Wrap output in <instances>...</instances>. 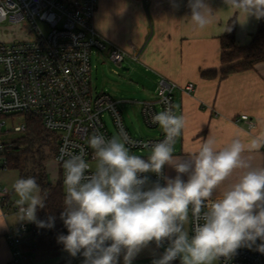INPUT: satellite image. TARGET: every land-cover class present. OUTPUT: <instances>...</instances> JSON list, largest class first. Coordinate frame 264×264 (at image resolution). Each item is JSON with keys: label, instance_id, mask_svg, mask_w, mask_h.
Instances as JSON below:
<instances>
[{"label": "clouds", "instance_id": "obj_1", "mask_svg": "<svg viewBox=\"0 0 264 264\" xmlns=\"http://www.w3.org/2000/svg\"><path fill=\"white\" fill-rule=\"evenodd\" d=\"M179 8L177 0H171ZM232 15L264 18V0H224ZM185 20L193 32L216 22L207 0H188ZM164 138L145 144L148 154H134L123 130L110 138H87L94 165L82 154L62 160L64 198L60 219L67 235L57 243L81 264H133L155 245L151 264H225L248 248L264 254V163L254 153L264 148V132L233 136L222 147L209 136L197 149L175 154L186 120L173 107L154 113ZM255 131V129H253ZM165 168L175 172L165 174ZM149 174L155 175L153 181ZM163 181V183H161ZM14 222L51 229L55 216L39 219L47 207L48 191L33 176L12 184ZM190 214L194 227L189 231ZM9 218L0 212V228ZM163 249L162 252L157 250Z\"/></svg>", "mask_w": 264, "mask_h": 264}, {"label": "built area", "instance_id": "obj_2", "mask_svg": "<svg viewBox=\"0 0 264 264\" xmlns=\"http://www.w3.org/2000/svg\"><path fill=\"white\" fill-rule=\"evenodd\" d=\"M98 1L0 0V23L21 28L26 36L22 40L0 42V175L9 167L13 136L21 137L28 131L27 119L40 121L54 135L55 161L62 182V160L70 155L82 154L94 165L87 138L93 133L107 138L112 136L104 121L107 114L117 132L123 130L133 141L129 147L134 154L146 156L149 149L144 145L164 138L151 117L169 106L175 112L177 85L161 79L156 91L157 101L141 103L147 128L160 130V135L153 138L132 136L125 126L119 103L108 94L92 92L91 55L94 50L108 53L109 60L120 66L129 57L98 34L94 24ZM183 90L193 94L195 85L188 84ZM235 122L246 123L251 131L257 127L248 115L240 116ZM149 175L153 181L157 179ZM0 207L5 215L15 216L13 194L1 182ZM193 227L190 214V231ZM39 236L34 223L12 225L6 233L11 252L8 264H32V252L38 246ZM218 264H225L223 258ZM227 264H264V254L241 248Z\"/></svg>", "mask_w": 264, "mask_h": 264}, {"label": "crops", "instance_id": "obj_3", "mask_svg": "<svg viewBox=\"0 0 264 264\" xmlns=\"http://www.w3.org/2000/svg\"><path fill=\"white\" fill-rule=\"evenodd\" d=\"M177 2L179 8L174 7L171 0L98 1L95 28L106 43L129 55L121 67L135 76L136 89L144 99L137 102L140 111L141 103L157 101L156 91L161 79L177 85L175 114L183 115L186 124L174 146L176 155L194 151L209 136L216 140L217 147H222L235 135L250 139L244 134L264 132V63L226 78L220 74L221 38L226 34L228 23L236 19L235 41L241 47L252 41L260 19L252 15L246 18L232 15L231 11L224 10V0H207L216 12V22L202 32H193L183 20L190 12L188 0ZM103 53L106 52H100L102 57ZM208 71H216L218 75L214 79H205L202 73ZM188 84L195 85L193 94L183 90ZM243 115L256 122L255 131H251L246 123L235 122ZM156 131V136L160 135V130ZM253 155L256 162L264 163V148ZM166 175L174 176L175 172L166 168ZM0 212L4 213L1 207ZM8 218L7 227L0 228V264H8L11 258L6 233L16 222L15 216ZM187 228L190 231V223ZM154 249L151 245L142 251L133 264H151ZM34 254L32 264H81L82 261V257L72 258L66 251L55 254L35 252L32 256ZM173 264H179V261Z\"/></svg>", "mask_w": 264, "mask_h": 264}, {"label": "trees", "instance_id": "obj_4", "mask_svg": "<svg viewBox=\"0 0 264 264\" xmlns=\"http://www.w3.org/2000/svg\"><path fill=\"white\" fill-rule=\"evenodd\" d=\"M237 22L232 19L227 26L226 34L221 38V77L253 70L259 63H264V18H260L257 32L246 46H237L235 41ZM216 71L203 72L205 79H214ZM28 131L24 136L14 140L11 153L8 155V170L18 172L19 178L33 176L42 189L49 195L47 207L39 210V219L46 220L49 215L55 216L54 228H38V246L33 253L55 254L63 252V245L57 243L59 234L67 235V229L60 219L63 210L64 185L61 181L53 184L47 172V162L52 155L56 156L57 144L54 135L45 129L40 121L27 119ZM52 142L54 144H52Z\"/></svg>", "mask_w": 264, "mask_h": 264}, {"label": "rangeland", "instance_id": "obj_5", "mask_svg": "<svg viewBox=\"0 0 264 264\" xmlns=\"http://www.w3.org/2000/svg\"><path fill=\"white\" fill-rule=\"evenodd\" d=\"M21 30V28L12 27L8 23H0V42H11L24 39L26 36ZM102 55L103 57L100 55V51L97 50H94L91 55L92 92L96 94H108L119 103L125 126L132 136L136 138H153L157 135L158 131L147 128L144 123L140 105L138 104L143 102L144 99L141 96L142 93L140 90L138 91L136 89L135 76L131 71H122L120 65L111 63L108 60V53H103ZM104 121L111 135L118 133L109 114L105 116ZM19 137L20 135L18 134L13 136L14 139ZM52 144L54 143L52 142ZM47 172L50 181L54 185L61 181V173L54 155H52L47 162ZM18 178V172L14 170H5L0 175L1 185L12 192L14 201L17 197L12 191V184ZM187 226L188 225H186V227ZM35 257L36 255L34 254L31 259Z\"/></svg>", "mask_w": 264, "mask_h": 264}, {"label": "water", "instance_id": "obj_6", "mask_svg": "<svg viewBox=\"0 0 264 264\" xmlns=\"http://www.w3.org/2000/svg\"><path fill=\"white\" fill-rule=\"evenodd\" d=\"M128 69L127 68H122V71H127Z\"/></svg>", "mask_w": 264, "mask_h": 264}]
</instances>
